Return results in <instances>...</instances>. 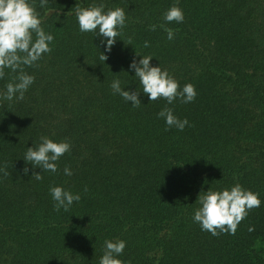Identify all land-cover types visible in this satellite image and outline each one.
<instances>
[{
	"label": "trees",
	"instance_id": "1",
	"mask_svg": "<svg viewBox=\"0 0 264 264\" xmlns=\"http://www.w3.org/2000/svg\"><path fill=\"white\" fill-rule=\"evenodd\" d=\"M33 2L54 41L25 67L35 76L25 99L0 100V264H98L114 238L127 242L124 264H264V0ZM101 3L127 15L111 52L75 20L77 7ZM177 3L185 20L165 25L175 32L169 41L159 25ZM136 53L153 56L181 87L193 84L196 99L167 105L141 94L133 108L113 95L114 79L142 92L129 71ZM4 72L0 93L16 76ZM165 106L190 126L166 131L156 115ZM40 136L71 144L56 173L23 160ZM236 183L258 193L260 207L234 235L202 231L192 220L199 194ZM54 185L81 200L55 211Z\"/></svg>",
	"mask_w": 264,
	"mask_h": 264
},
{
	"label": "clouds",
	"instance_id": "2",
	"mask_svg": "<svg viewBox=\"0 0 264 264\" xmlns=\"http://www.w3.org/2000/svg\"><path fill=\"white\" fill-rule=\"evenodd\" d=\"M49 0H39V6L45 8ZM162 24L159 27L167 33L169 41L174 39L175 32L165 25L175 22L181 24L185 20L184 11L178 3L169 7L162 13ZM75 20L80 33H92L94 38H99L100 46L104 52H111L117 39L122 35L127 26V15L121 7L108 8L104 4H92L88 7H77ZM157 25H149L150 31H156ZM54 36L45 31L42 26V18L36 10L33 0H0V79L4 78L5 69H10L16 76L8 82L0 100L23 101L25 93L35 82V76L25 71V67H32L45 54L52 51ZM100 46H96L100 50ZM144 48L150 47L149 41H145ZM101 52V51H100ZM101 52L99 59L105 61L107 56ZM137 54V53H136ZM138 60L133 58L129 64V71H134V77L139 82L141 91L125 90L121 87V81L114 79L110 87L113 95H119L125 103H130L133 108H139L142 101L141 94L147 97L149 102L163 99L167 105L179 101L184 104L193 102L197 92L195 86L186 83L183 87L171 76L167 70L160 66H152L153 56H141ZM128 73V72H127ZM166 125L165 130L175 128L184 131L189 125L185 117L180 119L174 114V109L165 106L157 114ZM71 150V144L67 140L56 141L48 136H40L38 142L27 147L23 160L32 169H41L44 172L56 173L57 162L62 156ZM25 175L29 168L23 169ZM65 176L73 175L69 167L63 169ZM7 174V173H5ZM41 173L33 171L37 180L43 179ZM201 193V192H200ZM49 195L53 201V208L59 212L61 209L68 212L74 203L81 200L80 193H74L62 185L49 187ZM192 220L199 225L202 231L217 236L220 233L234 235L238 225L253 208L260 207L262 201L259 194L250 189H245L241 184L236 183L231 187L220 190L208 189L199 194ZM249 227V231H253ZM127 242L120 238L105 239L102 246V255L98 264H124L120 257L124 254Z\"/></svg>",
	"mask_w": 264,
	"mask_h": 264
}]
</instances>
